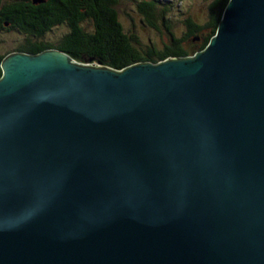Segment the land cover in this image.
<instances>
[{"label":"water","instance_id":"obj_1","mask_svg":"<svg viewBox=\"0 0 264 264\" xmlns=\"http://www.w3.org/2000/svg\"><path fill=\"white\" fill-rule=\"evenodd\" d=\"M1 69L0 264H264V0L188 56Z\"/></svg>","mask_w":264,"mask_h":264},{"label":"trees","instance_id":"obj_2","mask_svg":"<svg viewBox=\"0 0 264 264\" xmlns=\"http://www.w3.org/2000/svg\"><path fill=\"white\" fill-rule=\"evenodd\" d=\"M119 1L90 0L86 7L85 3L80 5L79 0L76 5L67 0H0V39L5 42L6 37L16 38L15 51L40 53L52 48L68 53L81 63L123 69L140 62H157L203 50L217 33L230 0H215L208 21L203 25L190 21L185 37H176L165 24L170 32V43H165L163 49L142 46L135 35L125 31L117 10ZM136 2L145 20L156 26L152 18L156 16L153 13L157 9L156 2ZM61 29L66 32L60 34L62 37L57 42L48 39L57 37ZM188 40L192 50L183 45ZM5 56L0 54V78Z\"/></svg>","mask_w":264,"mask_h":264},{"label":"rangeland","instance_id":"obj_3","mask_svg":"<svg viewBox=\"0 0 264 264\" xmlns=\"http://www.w3.org/2000/svg\"><path fill=\"white\" fill-rule=\"evenodd\" d=\"M139 1V0H136ZM135 0H120L117 5L120 22L127 33L135 35L142 46L154 45L158 49H163L164 44L170 43V32L165 24L170 26V31L176 37H185L188 33V24L190 21L200 25L205 24L211 14V5L215 0H153L156 2L157 9L153 12L154 25H150L145 20L144 15L138 10ZM229 3V2H228ZM227 6V5H226ZM164 18H163V17ZM57 37L48 38L52 42H57L66 32L61 29ZM5 42L0 39V54L8 55L15 52L17 39L13 37L5 38ZM184 47L190 48V40L183 43ZM101 65L100 63H95Z\"/></svg>","mask_w":264,"mask_h":264},{"label":"flooded vegetation","instance_id":"obj_4","mask_svg":"<svg viewBox=\"0 0 264 264\" xmlns=\"http://www.w3.org/2000/svg\"><path fill=\"white\" fill-rule=\"evenodd\" d=\"M69 3H71V4H77L78 3V0H67ZM90 0H79V2H80V5H82V4H86V2H89ZM89 7V5L88 4H86V7Z\"/></svg>","mask_w":264,"mask_h":264}]
</instances>
